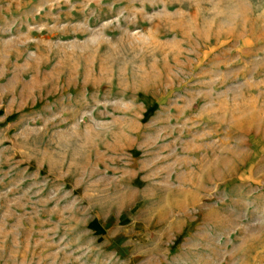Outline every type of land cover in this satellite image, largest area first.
I'll list each match as a JSON object with an SVG mask.
<instances>
[{"label": "rangeland", "instance_id": "obj_1", "mask_svg": "<svg viewBox=\"0 0 264 264\" xmlns=\"http://www.w3.org/2000/svg\"><path fill=\"white\" fill-rule=\"evenodd\" d=\"M0 264H264V0H0Z\"/></svg>", "mask_w": 264, "mask_h": 264}]
</instances>
